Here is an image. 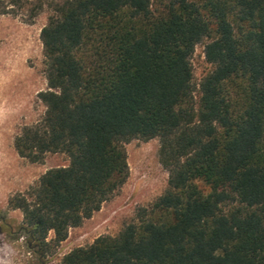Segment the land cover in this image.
<instances>
[{
  "label": "trees",
  "instance_id": "trees-1",
  "mask_svg": "<svg viewBox=\"0 0 264 264\" xmlns=\"http://www.w3.org/2000/svg\"><path fill=\"white\" fill-rule=\"evenodd\" d=\"M48 5L46 113L15 148L69 164L9 201L29 248L46 256L66 241L125 184L126 144L158 138L166 191L61 264H264V0ZM205 40L197 104L191 59Z\"/></svg>",
  "mask_w": 264,
  "mask_h": 264
},
{
  "label": "rangeland",
  "instance_id": "rangeland-1",
  "mask_svg": "<svg viewBox=\"0 0 264 264\" xmlns=\"http://www.w3.org/2000/svg\"><path fill=\"white\" fill-rule=\"evenodd\" d=\"M52 0H0V264H61L72 250L86 247L101 236H116L131 223L142 207L155 202L167 189L169 173L160 161V140H133L126 144L129 174L121 189L91 219L72 228L60 245L51 243L44 260L28 246L21 210L9 201L25 194L51 169L66 167L65 154H48L40 163L19 156L15 140L22 130L39 122L46 106L39 98L47 91L44 47L41 31L50 15ZM164 0H152L154 8ZM44 4L34 16V9ZM207 40L198 44L191 59L196 85L195 102L200 100L199 84L211 71L205 57ZM54 239V232L47 243Z\"/></svg>",
  "mask_w": 264,
  "mask_h": 264
},
{
  "label": "flooded vegetation",
  "instance_id": "flooded-vegetation-1",
  "mask_svg": "<svg viewBox=\"0 0 264 264\" xmlns=\"http://www.w3.org/2000/svg\"><path fill=\"white\" fill-rule=\"evenodd\" d=\"M0 231L2 232L3 231V229L0 227ZM21 232H22V230H20ZM35 254H37L36 252H35ZM41 259H43L44 260V258H45V256H42V255H39V254H37Z\"/></svg>",
  "mask_w": 264,
  "mask_h": 264
}]
</instances>
